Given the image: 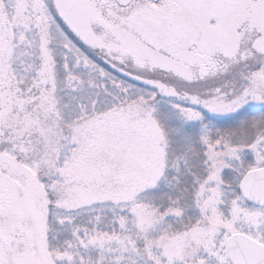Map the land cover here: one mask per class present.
<instances>
[{"label":"snow or ice","instance_id":"1","mask_svg":"<svg viewBox=\"0 0 264 264\" xmlns=\"http://www.w3.org/2000/svg\"><path fill=\"white\" fill-rule=\"evenodd\" d=\"M0 264H264V0H0Z\"/></svg>","mask_w":264,"mask_h":264}]
</instances>
